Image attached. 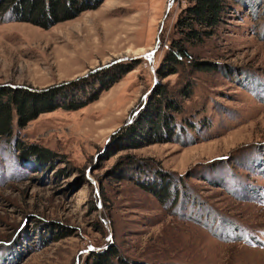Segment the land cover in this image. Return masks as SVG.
<instances>
[{"label":"rangeland","instance_id":"1","mask_svg":"<svg viewBox=\"0 0 264 264\" xmlns=\"http://www.w3.org/2000/svg\"><path fill=\"white\" fill-rule=\"evenodd\" d=\"M185 2L101 0L47 28L0 14V84L40 89L133 63L90 102L0 139V264L112 249L126 264H264V0H229L226 22L191 48L212 69L161 78ZM161 91L170 133L147 143L157 136L141 119L152 123ZM16 141L50 154L22 159Z\"/></svg>","mask_w":264,"mask_h":264},{"label":"trees","instance_id":"2","mask_svg":"<svg viewBox=\"0 0 264 264\" xmlns=\"http://www.w3.org/2000/svg\"><path fill=\"white\" fill-rule=\"evenodd\" d=\"M101 0H0V14H7L11 20L29 22L40 28L50 27L58 21L72 19L80 11L98 5ZM183 7L172 24L173 35L166 40V47L156 66V74L164 78L170 74L186 75L197 70H210L212 63L193 56L191 48L196 47L216 34L220 25L224 24L229 14V0H185ZM133 63L114 61L105 66L90 69L86 74L75 77L74 80L64 81L58 85L45 86L35 89L22 85L0 84V139L7 140L14 127H23L30 119L39 113L53 108L76 110V108L96 98L101 90L107 89ZM191 80L185 83L181 90L183 94L191 92ZM160 93V92H158ZM164 100L155 105L156 115L152 123L148 116L142 118L146 128L151 130V136H157L155 141L164 140L158 136L160 128L164 132L170 130L171 120L161 109L166 102V92L161 91ZM160 93V94H161ZM162 99V98H161ZM168 108L180 109L177 104H165ZM160 108V109H158ZM140 125V124H139ZM140 127V126H138ZM144 127H140L142 129ZM161 129V130H162ZM138 134V132H134ZM147 133V132H146ZM168 134L170 132H167ZM15 148L20 149L24 156L34 154L36 160H43L49 151L35 144L22 145L16 141ZM141 145V144H140ZM138 145V146H140ZM29 154V155H28ZM42 158V159H41ZM46 160V159H45ZM125 260L116 250L92 252L83 264H124ZM126 264V263H125ZM129 264V263H128Z\"/></svg>","mask_w":264,"mask_h":264}]
</instances>
